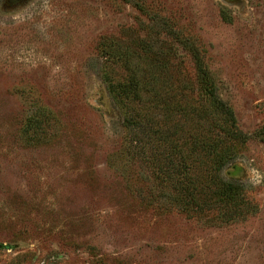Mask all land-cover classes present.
<instances>
[{"label": "rangeland", "instance_id": "rangeland-1", "mask_svg": "<svg viewBox=\"0 0 264 264\" xmlns=\"http://www.w3.org/2000/svg\"><path fill=\"white\" fill-rule=\"evenodd\" d=\"M258 131L264 0H0V264H264Z\"/></svg>", "mask_w": 264, "mask_h": 264}, {"label": "trees", "instance_id": "trees-1", "mask_svg": "<svg viewBox=\"0 0 264 264\" xmlns=\"http://www.w3.org/2000/svg\"><path fill=\"white\" fill-rule=\"evenodd\" d=\"M199 74L201 76V83L203 85V90L208 97L209 103L214 111L219 114L224 120V126L221 127L219 132H214V130H210L207 133V142L204 144L201 143L200 148L206 156H209L212 162L211 172L218 173L220 172L225 163L222 160V148L224 144L231 140L236 142H246L250 139L251 136H247L239 132L236 128V121L234 117L233 110L217 95L216 89L211 83L207 73L205 70L199 68ZM133 93L130 87L127 90H124L123 93ZM135 95V93L133 94ZM137 124L130 120L126 122V127L132 133L137 132ZM253 137L257 138L259 141L264 142V131H258L253 134ZM179 159L183 160V158L179 157ZM182 167H184L182 165ZM186 171V169H184ZM210 183L214 182V177L210 178ZM220 191L218 193L222 194L225 203L230 202L235 194V188L231 185H226L220 182Z\"/></svg>", "mask_w": 264, "mask_h": 264}]
</instances>
